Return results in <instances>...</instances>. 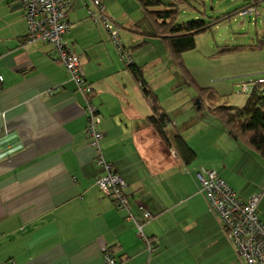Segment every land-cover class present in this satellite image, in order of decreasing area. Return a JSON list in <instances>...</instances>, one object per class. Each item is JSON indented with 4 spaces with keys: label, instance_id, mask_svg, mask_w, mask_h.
Returning a JSON list of instances; mask_svg holds the SVG:
<instances>
[{
    "label": "crops",
    "instance_id": "1",
    "mask_svg": "<svg viewBox=\"0 0 264 264\" xmlns=\"http://www.w3.org/2000/svg\"><path fill=\"white\" fill-rule=\"evenodd\" d=\"M68 1L65 40L79 55L92 89L100 151L125 182L127 210L116 208L95 183L103 169L85 131L83 95L51 44L24 43L21 0H0V264H104L105 248L120 264H244L209 207L196 172L214 169L240 198L258 194L257 215L264 221V158L233 139L208 111L221 104L230 92L227 85L232 88L239 76L246 82L264 77V46L252 47L264 40V0L210 1L218 15L256 4L258 14L248 18L256 22L259 16L263 28L256 38L241 34L237 44L223 43L222 54L215 40H206L204 52L216 44L210 56H220L223 75L206 83L219 96L215 102L204 100L201 109L195 91L176 92L183 75L161 20L145 13L142 0L127 7L102 0L119 27L121 45L167 115L165 136L151 122V102L116 43L89 18V0ZM159 1L179 2L181 10L193 0ZM198 41L196 34L194 48ZM184 60L189 65L186 55ZM255 85L264 90V83ZM233 100L222 104L242 106L246 98ZM176 136L194 156L185 157ZM139 206L151 213L143 232L154 242L152 253L126 218L130 212L143 220Z\"/></svg>",
    "mask_w": 264,
    "mask_h": 264
},
{
    "label": "built area",
    "instance_id": "2",
    "mask_svg": "<svg viewBox=\"0 0 264 264\" xmlns=\"http://www.w3.org/2000/svg\"><path fill=\"white\" fill-rule=\"evenodd\" d=\"M21 2L27 24L24 43L30 44L39 41L51 44L57 61L63 65L85 99L84 112L87 116L85 131L90 139V144L97 151L96 162L103 169V173L95 181L98 189L111 198L116 208L127 210L125 182L115 171L113 165L104 159L100 151L99 140L102 133L97 129L100 115L90 100L92 89L83 76L79 55L69 48L65 40V33L69 29V22L66 18L69 1L21 0ZM87 13L93 23L101 24L108 31L126 64L131 63L129 55L119 41V27L106 14L102 0H89ZM239 14L248 17L258 14L256 4H250ZM262 83H264L263 76L251 82L242 81L239 92L247 93L252 86ZM10 146L11 144L6 147ZM196 177L209 207L217 215L225 235L235 248L238 257L244 264H264V221L257 215L260 196L253 194L246 199L240 198L212 168H199ZM138 208L142 212L143 220H136L130 212L127 213L126 218L133 221L136 234L144 240L149 253H152L156 249L154 242L143 232V224L151 218V213L142 206ZM103 258L104 264H120L114 253L107 248L103 250Z\"/></svg>",
    "mask_w": 264,
    "mask_h": 264
},
{
    "label": "trees",
    "instance_id": "3",
    "mask_svg": "<svg viewBox=\"0 0 264 264\" xmlns=\"http://www.w3.org/2000/svg\"><path fill=\"white\" fill-rule=\"evenodd\" d=\"M179 5V2L175 1L165 4L159 0H142V8L145 13L153 16L157 21L158 19L161 20L159 25L161 26V30H165L163 37L169 40L173 61L176 67L188 77L190 84L197 89L196 98L199 100V108L201 109L204 100L215 102L219 94L212 87H201L197 85L183 62V52L195 47L196 34L205 32L223 20L239 14L242 9L250 4L242 6L236 11L207 19L196 18L177 22L176 20L180 12ZM263 46L264 40H261V42L252 47ZM134 65L132 62L127 64L134 77L141 82L144 96H148L151 102L153 114L150 116V120L161 135L165 136L163 129L166 125L167 115L163 111H160L153 94L141 79L140 70L135 68ZM208 111L221 121L223 127L233 139L264 158V90L254 85L247 92L244 105L216 104L213 107H208ZM175 142L185 157L194 156V152L186 145L181 137L176 136Z\"/></svg>",
    "mask_w": 264,
    "mask_h": 264
},
{
    "label": "rangeland",
    "instance_id": "4",
    "mask_svg": "<svg viewBox=\"0 0 264 264\" xmlns=\"http://www.w3.org/2000/svg\"><path fill=\"white\" fill-rule=\"evenodd\" d=\"M110 1V0H109ZM113 1V0H111ZM121 5L128 6L132 3V0H117ZM130 3H129V2ZM211 0H193L190 1V5H187L185 2L183 3L180 14L178 17V21H188L190 19H194V15L196 14L197 18H203L207 19L209 17H215L218 15V8L217 6H213L214 10L211 9ZM229 0H222V2ZM139 3L140 1L137 0ZM229 8L230 10L234 9ZM228 10V11H230ZM194 14V15H193ZM260 17H257V21H254V17H252L251 20H249L247 15L238 16L235 15L234 18L230 17L226 20H223L222 22L218 23L221 24L219 27L214 28L215 26L211 27L210 29L206 30L205 32L198 33L197 36H199V41L197 43V48L189 49L186 51L187 53H183V62L186 63L184 60V57L186 55L188 64H185L187 70L189 71L192 78L195 80L198 86L201 87H211V84L207 85L206 83H209L210 81H213L216 79V77L223 75L222 70L220 69V56H216L217 54H222L225 51H220V49L223 46V43H226V45H232L237 44L239 36L241 34H245L242 36H248L250 34L253 38H256L257 32L260 33L263 28V24L259 21ZM141 24V21H140ZM244 26L243 30L241 27ZM235 33H231V32ZM239 32L238 34H236ZM220 37H224V40H219ZM241 38V37H240ZM215 40L217 42L218 48L217 54H214L215 56H210L212 53H214L215 50V43L213 41V51H205L203 48H205L207 45L205 44L206 40ZM247 43V42H246ZM182 86H179L176 92L180 95L186 94V90H190L189 92L195 91L197 95V89L195 86L191 85L189 82V79L187 76L182 73ZM246 80L243 76H239L237 78V83H235L232 88L230 85H227L226 89L230 90V92H227L224 100L221 98V104L222 103H230L232 101H235L233 99H236L238 101H242L247 97V93L239 92V84L241 81ZM190 85L188 87L187 83ZM214 83V82H213ZM225 88V87H224ZM195 95V94H194ZM233 98V99H230ZM198 99V98H196ZM233 103V102H232Z\"/></svg>",
    "mask_w": 264,
    "mask_h": 264
},
{
    "label": "water",
    "instance_id": "5",
    "mask_svg": "<svg viewBox=\"0 0 264 264\" xmlns=\"http://www.w3.org/2000/svg\"><path fill=\"white\" fill-rule=\"evenodd\" d=\"M196 103H197V108H199V100L198 99H196V101H195Z\"/></svg>",
    "mask_w": 264,
    "mask_h": 264
}]
</instances>
